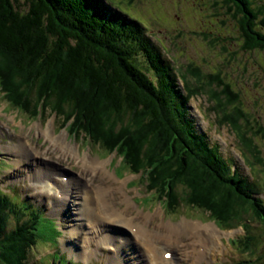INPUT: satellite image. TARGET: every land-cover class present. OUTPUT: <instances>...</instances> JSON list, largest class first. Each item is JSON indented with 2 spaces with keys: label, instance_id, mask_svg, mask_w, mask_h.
Returning <instances> with one entry per match:
<instances>
[{
  "label": "trees",
  "instance_id": "16d2710c",
  "mask_svg": "<svg viewBox=\"0 0 264 264\" xmlns=\"http://www.w3.org/2000/svg\"><path fill=\"white\" fill-rule=\"evenodd\" d=\"M224 3L231 5L242 47L264 51V9L254 0ZM107 5L106 0H0L3 99L21 116H55L72 137L118 153L131 174H141L146 194L164 212L188 206L209 213L224 230L242 227L245 236L232 244L255 257L258 237L249 223L264 227V201L254 196L247 178L231 173L219 146L211 148L195 132L186 107L187 99L205 96L216 122L235 133L249 164H264L250 135L254 119L240 94L220 73L204 74L193 64L170 66L137 22L121 7L116 13ZM140 54L153 63L155 78L143 71ZM178 79L185 97L178 95ZM16 201L0 192V264H29L36 227L44 221L33 205ZM8 210L19 216L9 233ZM23 216L28 219L21 223ZM260 258L241 264H261Z\"/></svg>",
  "mask_w": 264,
  "mask_h": 264
},
{
  "label": "rangeland",
  "instance_id": "374dc122",
  "mask_svg": "<svg viewBox=\"0 0 264 264\" xmlns=\"http://www.w3.org/2000/svg\"><path fill=\"white\" fill-rule=\"evenodd\" d=\"M106 1L109 3L107 5L109 9L115 10L117 13V7H121L124 15H128L131 20L140 25L142 32L147 35L170 66L174 64L178 69L180 67L185 69L188 65L193 64L204 74L220 73L233 86V89L241 96L243 109L251 115V119H254V121L251 120L253 132L250 135L254 138L258 149L262 151L261 158L264 162V136L261 135L257 121L259 118L261 127L264 129V51H247L242 47L243 41L240 38L238 24L229 12L231 5L225 4V0ZM254 1L258 7L264 9V0ZM261 19L263 16L260 17ZM259 26L261 27V25ZM138 60L141 62L143 71L148 76L155 78L152 62L150 63L146 54H140ZM177 85L179 97H185L186 93L180 89L183 88L180 79H178ZM227 102L229 101L227 100ZM209 106L205 96L187 99L186 107L194 124L195 132L204 135L211 148L218 145L223 158L228 160L229 165L232 164L233 171L235 169L238 174L247 178L250 188L256 194H260L258 198L264 199V164L257 161L254 162V166L249 164L245 154L241 153L242 149L235 133L230 127L217 123L218 118L209 111ZM61 122L55 116H47L44 120H30L21 116L18 110L8 106L0 92V192L14 197L17 200L16 203L21 205H33L34 210L44 217L43 223L36 227L39 237L36 233L38 241L32 249L29 264H53L54 262L57 264H66V262L67 264L68 262L71 264H90V262L91 264H117L108 259L117 253L119 258L123 257L125 264H142V260L138 256V249L130 242L136 244L140 249L143 248L136 242L132 231L121 225V228L112 227L107 222L101 228V235L94 237L102 244L92 245L96 252L90 258L91 260L77 259L76 254L69 251L71 246H77L80 249L79 239L76 240L75 234L78 235V232L83 230V226H79V224L81 222L85 224L84 221H79V219L85 220L82 217H85L86 207L84 199L77 193L79 189L77 184H81L84 188L82 196L87 195L85 189L88 188L90 192L93 189H107L101 186L102 183L99 180L106 174L97 175L98 173L96 174L92 170L95 164L88 168L82 163V160L86 159L85 156L91 161L104 162V166L107 167L105 171H110L109 175L112 177V182L108 185L113 184L121 189L113 193L114 197L119 201L123 192L130 198L131 214L139 218L151 216L157 209L159 211L161 204L152 195L146 196L145 185L140 181L141 174H131L125 166L122 156H119L118 153L109 155L105 151H99L97 147L88 145L83 136L72 137L66 128H61ZM52 125L54 126L53 135L75 145L79 151L80 159L74 154L64 153L65 151L56 147V143L53 142L54 137L50 138ZM20 146L27 152H19ZM17 163L21 164L16 165ZM56 176H65L72 184L70 196L73 199L69 201L70 204L64 202L66 199H58L59 195L52 196L56 192L63 194L64 191L62 183L57 181ZM104 181L107 182L105 178ZM79 190L81 191V189ZM111 199L110 196L109 200ZM10 205L14 209V206ZM125 209L127 208L124 207ZM7 214L6 231L9 233L17 226L19 216L13 214L11 210H8ZM27 219L28 217L23 216L19 221L23 223ZM86 220L88 221L87 217ZM147 221L149 224L151 223V226L162 225L164 228L168 223L175 225L186 221L187 224L201 227L200 224L210 225L215 222L209 213H199L188 206L182 208L178 213L170 210L165 213L163 211L161 216L158 214L156 220L147 219ZM249 225L258 237L256 242L258 254L255 257L249 256L240 248L236 249L233 244L231 245V240L233 243L245 233L242 227H238L231 231L230 234L233 235L229 238L218 233L217 238L220 236L221 242L225 246V249H221L222 253H218L217 257H213L214 259L205 257L196 264H241L259 257V255L264 257V227L257 221H253ZM76 226H79L76 233H70V236H67V233L75 229ZM148 228L152 229L149 225ZM115 232L114 240L106 239V236ZM58 233H60L59 236ZM83 233L84 231L80 234L81 241ZM165 233L168 232L165 231ZM261 234L262 238L259 236ZM64 240H67L66 248L63 247ZM181 240L178 244L175 243L179 249L187 243L188 237ZM109 244H113L117 248L113 251L106 250L105 248ZM214 244L217 245L215 241ZM175 246L171 248L178 257L181 252L186 251L180 252ZM167 250L170 251V249ZM183 259L177 264H190L184 257Z\"/></svg>",
  "mask_w": 264,
  "mask_h": 264
},
{
  "label": "bare ground",
  "instance_id": "6f19581e",
  "mask_svg": "<svg viewBox=\"0 0 264 264\" xmlns=\"http://www.w3.org/2000/svg\"><path fill=\"white\" fill-rule=\"evenodd\" d=\"M53 134H54V126L52 125L51 131H50V138L52 139L54 137L53 142L56 143L55 144L56 147L59 148L60 150L65 151L64 153H67L70 155L74 154L78 159H80L79 151L77 150L75 145L67 142L66 140H63L60 137L57 138L58 136H55ZM18 151L22 153L27 152L22 146L19 147ZM85 157L86 159L82 160L83 161L82 163H84L88 168H90L93 164H95L94 168L92 169L94 170V173L95 172L96 174L98 173L97 175H102V173L106 174L105 176H101V179L99 180L102 183L101 186H104L107 189L100 188V190L97 189V190L90 192L88 188V189H85L87 195L82 196V190H84V188L83 186H81V184H77V186H79V189H81V191L78 189L77 193L78 195L80 194V196L84 199V206L86 207L85 208L86 210L84 213L85 217H82L85 220L79 219V221L80 222L84 221L85 224H82V222L81 224H79V226L80 225L83 226V230L82 231L80 230L81 232H78V235H76L75 233H76V229H79V226H76L75 229L67 233V236H70V233L71 234L74 233L75 237L77 236L76 240L79 239L80 249H78L77 246L75 247L71 246V248H69V251L71 253L73 251L76 254L75 256L77 259H80V260L83 259L85 261L91 260L90 258L93 255H95L94 253L96 252L95 249H93L92 245H95V243L102 244L101 241H96L94 237L97 235H101L100 234L101 228H103L102 226L107 223H110L112 227L121 228V226H125L135 232L134 235H136L137 237V243L140 246H142L145 251L143 249H140L133 242H130V243L135 245V247L138 249V252L140 253V254L138 253V256H140L142 260V264H176L177 262V260H175L176 256L172 255L171 259H168V260L163 257L167 253L164 250L166 248L174 247L176 244L182 241L181 239L184 237H188V240L186 241L187 243L183 244V246L186 248L185 249L186 255L184 256V258L190 264H196L199 261H202L205 257H210V259H214L213 257L215 256L217 257L219 255L218 253L221 252V249H225V246H223V243L221 242L222 239L220 238V236H218L217 238L218 233L221 236H227L229 238L233 235V234H230L231 231L236 230L235 228L224 230L222 226L216 222L210 225L200 224L201 227H196V225L194 224H187L186 219H185L186 221L181 224L179 223V224L173 225V223H168L167 225H165L166 228H164L162 225L151 226L150 225L151 223L149 224L147 219L156 220V217H158V214L160 216L162 215L163 210L160 208L158 211L157 209L155 214L151 216H148V215L143 216L141 218H139L138 216L134 214H131L130 213L132 209L131 199L128 198L123 192H122L123 196L119 198L120 202L118 201V199L114 197L113 193L118 190L120 191L121 189L117 186H114L113 184L108 185L109 183L112 182V177L109 175L110 171L109 172L105 171L107 167L104 166V162L93 161V160L91 161L88 159L87 156ZM20 164L21 163H17L16 165H20ZM231 169H232V173L236 172L235 169L233 171L232 166H231ZM104 178L107 180V182L104 181ZM71 185L72 184L70 183L69 180L67 184L62 183V187L64 189L63 194H61L60 192H56L52 196L59 195L58 199L60 200L66 199V201L64 202H67L68 204H70L69 201H72L73 199V197L70 196ZM253 194L256 198H258V196L260 195V194H256L255 192ZM110 196L112 197L111 200H109ZM262 200L264 201V199ZM124 207H126L127 209L124 210ZM86 217L88 218V221L86 220ZM148 225L152 227V229L148 228ZM83 231L84 233L81 236L82 238V241H81L80 234ZM165 231H167L168 233L166 234ZM114 235H116V232L113 233L112 235L106 236V239L110 238L109 240H114ZM244 236H245V233L242 237ZM69 239H72V238L69 237ZM214 241L217 243L216 246L214 244ZM66 243H67V240L66 241L64 240V243H63L64 248H66ZM103 244L105 245L106 243H103ZM119 244L118 246H121ZM125 244L129 245L128 243H125ZM109 245L112 247V249L117 248L113 244H109ZM231 245H232V240H231ZM235 248L237 249L240 247L237 245V247L235 246ZM96 250L98 249L96 248ZM240 250L242 251L241 248ZM117 255H115L114 257L108 258V259L117 264H125L123 262V257L119 258ZM260 257L261 256L259 255V258ZM260 262L261 264L262 263L264 264L263 256L262 258H260ZM68 264H71V262H68Z\"/></svg>",
  "mask_w": 264,
  "mask_h": 264
},
{
  "label": "flooded vegetation",
  "instance_id": "af4514ba",
  "mask_svg": "<svg viewBox=\"0 0 264 264\" xmlns=\"http://www.w3.org/2000/svg\"><path fill=\"white\" fill-rule=\"evenodd\" d=\"M257 121H258V124H259V129L261 130V135L264 136V135H263V129H262V127H261V123H260V121H259V118L257 119Z\"/></svg>",
  "mask_w": 264,
  "mask_h": 264
}]
</instances>
